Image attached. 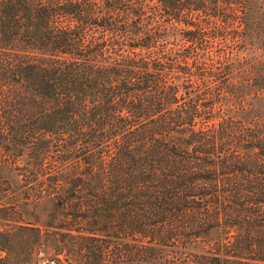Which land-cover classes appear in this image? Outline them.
I'll use <instances>...</instances> for the list:
<instances>
[{
	"label": "trees",
	"instance_id": "16d2710c",
	"mask_svg": "<svg viewBox=\"0 0 264 264\" xmlns=\"http://www.w3.org/2000/svg\"><path fill=\"white\" fill-rule=\"evenodd\" d=\"M1 199L0 264H264V0H0Z\"/></svg>",
	"mask_w": 264,
	"mask_h": 264
},
{
	"label": "rangeland",
	"instance_id": "374dc122",
	"mask_svg": "<svg viewBox=\"0 0 264 264\" xmlns=\"http://www.w3.org/2000/svg\"><path fill=\"white\" fill-rule=\"evenodd\" d=\"M15 169L18 170L17 168ZM16 170L12 172L3 173L5 179L8 182L7 185L10 191L14 194L15 199L17 197H20L18 195H20V192L23 189L21 188L20 183H19L20 177L15 176V173L17 172ZM0 204L4 205L5 199H1ZM49 208H50L49 203H47L46 201H42L38 203L36 206L32 207L30 211V215L24 216L23 221L40 227V232L43 235L45 230L41 228V225H42V222L44 223L48 221L47 217H45V212H47ZM0 225H2L1 222H0ZM27 239L32 240L33 238L31 236H27ZM77 253L82 254L83 250L71 249V247L69 249L65 248L61 253L55 256L53 255L54 252L52 250H49V249L44 250L42 246H36L33 250L25 251V254L30 256V259H28L30 260V262H28L29 264H50L48 262L49 260H51V258H57L59 264H77L74 261V257L76 256ZM2 255L3 254L0 252V257ZM86 255L87 257L85 261H82V262H85L83 264H96L95 261H93L94 259L92 258V255L90 253H86ZM51 264H54V263H51ZM110 264H143V263L122 261V262L110 263Z\"/></svg>",
	"mask_w": 264,
	"mask_h": 264
}]
</instances>
